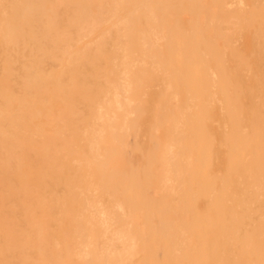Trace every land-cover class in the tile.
<instances>
[{
  "label": "rangeland",
  "instance_id": "374dc122",
  "mask_svg": "<svg viewBox=\"0 0 264 264\" xmlns=\"http://www.w3.org/2000/svg\"><path fill=\"white\" fill-rule=\"evenodd\" d=\"M85 1L0 0V264H246L247 255L239 259L233 253L235 240L224 238L226 230L229 236L235 231L219 221L186 231L190 220H182L181 212L174 220L162 217L158 228L151 226L156 212L146 220L144 181L135 169L141 166L144 143L155 141L147 135L154 128L143 124L139 130L146 137L130 136L126 150V136L112 134L114 102L107 83L123 70L133 81L136 65L144 62L134 55L133 65L114 67L103 52L105 39L93 36L95 27L68 20L95 5ZM96 44L98 50L90 52ZM26 48L35 55L23 57ZM25 62L27 76L16 75L26 72ZM130 88L137 90L131 91L132 99L142 98L141 89ZM155 90L148 105L161 99ZM161 92L173 99L172 90ZM128 106L137 117V104ZM149 114L136 121L145 123ZM176 135L161 134V139L173 136V142ZM151 151L156 159L165 154L163 146ZM170 190L169 215L183 202L181 188L175 194ZM198 234L207 263L200 256L205 250L194 247ZM154 256L157 262L151 261Z\"/></svg>",
  "mask_w": 264,
  "mask_h": 264
},
{
  "label": "bare ground",
  "instance_id": "6f19581e",
  "mask_svg": "<svg viewBox=\"0 0 264 264\" xmlns=\"http://www.w3.org/2000/svg\"><path fill=\"white\" fill-rule=\"evenodd\" d=\"M93 1L92 8L84 6L77 19L68 20L95 27L89 35L105 39L103 52L114 67L133 65L134 55L144 62L136 65L133 81L123 70L118 80L107 83L114 102L112 134L126 136V150L131 149L130 136L146 137L139 130L143 124L155 129L147 131L155 141L143 142L145 153L135 169L144 181L146 220L156 212L158 220L151 226L158 228L162 217L174 220L181 212L182 220H190L186 231L211 228L219 221L222 228L237 233L229 236L232 232L226 230L223 235L235 240L233 253L239 259L244 253L246 264H264V0ZM99 46L90 47V52ZM22 55L35 51L26 48ZM25 64L26 75H16L27 76ZM131 85L142 90L141 99H132L131 91L137 90ZM161 88L172 90L173 99ZM153 89L161 99L148 105ZM133 101L139 107L138 118L128 109ZM146 114L145 123L136 121ZM174 133L173 142V136L171 142L161 139V134ZM162 146L165 154L156 159L151 148ZM170 188L174 194L181 188L183 202L169 215L171 206L165 199ZM117 206L123 208L121 203ZM200 236L193 237L194 247L205 250ZM200 256L205 263L210 260L206 250ZM155 258L151 261L157 262Z\"/></svg>",
  "mask_w": 264,
  "mask_h": 264
},
{
  "label": "crops",
  "instance_id": "0c3cea01",
  "mask_svg": "<svg viewBox=\"0 0 264 264\" xmlns=\"http://www.w3.org/2000/svg\"><path fill=\"white\" fill-rule=\"evenodd\" d=\"M24 168H25V167H24ZM25 171H26L27 173H29V171H28V168H27V167H26Z\"/></svg>",
  "mask_w": 264,
  "mask_h": 264
}]
</instances>
